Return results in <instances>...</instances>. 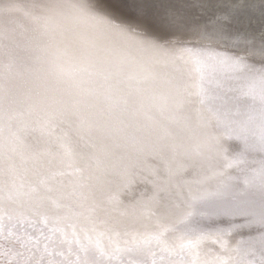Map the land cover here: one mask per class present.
<instances>
[{"label": "bare ground", "instance_id": "1", "mask_svg": "<svg viewBox=\"0 0 264 264\" xmlns=\"http://www.w3.org/2000/svg\"><path fill=\"white\" fill-rule=\"evenodd\" d=\"M35 1L0 0L2 177L21 172L13 119L74 153L89 206L66 194L72 220L134 253L151 238L193 264H264V159L247 150L264 139V0Z\"/></svg>", "mask_w": 264, "mask_h": 264}, {"label": "rangeland", "instance_id": "2", "mask_svg": "<svg viewBox=\"0 0 264 264\" xmlns=\"http://www.w3.org/2000/svg\"><path fill=\"white\" fill-rule=\"evenodd\" d=\"M32 1L33 3L36 2L35 0ZM7 122L9 123H7V126L5 127L6 132H4V134L6 133V137H9L14 145H18L16 149L10 150V154L14 157L18 155L20 156V153L22 152L21 154L24 156L21 157L20 160L19 168L21 169V172L14 174L13 178H10V180L2 177V172L0 171V264H193L192 262L189 263L187 257H184L181 254H176V252H174L175 256L171 252L167 255L166 252L154 244L155 239L151 238L145 239L138 244V251L137 253H134L132 252L134 250L133 246H130L124 240L115 243L113 241L114 239H111V236L105 229L102 230V232L100 231L97 233V230L92 229L94 225L86 226V224H80V222L72 220L67 212H59L61 205L67 201L64 196L71 193V191L74 195L73 201L75 203L89 206L87 197L88 185L85 181V175L82 172L80 164L74 157V153L66 155V158L58 159L57 152H52L53 149L49 148V146L46 143L44 144L43 141H39V144L38 140H33L31 142L32 139L27 136L23 127L13 119L12 121L8 120ZM40 146L41 151L39 150ZM30 158H32L33 161H31ZM39 158H42V160ZM32 163H35V165ZM21 166H23V168ZM30 168H32L33 173L41 175V177L37 178V185L32 190L25 186L26 175L27 172L30 171ZM38 193H43V195H37ZM25 195L28 196V198H23ZM24 199H29V201L34 200V206L24 204ZM42 208L46 211L51 210L56 212L58 220H52L47 213L42 211ZM2 211L4 215L1 214ZM47 219L49 221L48 224L45 222ZM11 220L16 224H10ZM94 221H96V219ZM17 222L19 223L17 224ZM51 223L54 225V228H49V224ZM95 224H97V222H95ZM5 226H8L9 229L8 227L5 228ZM39 226L42 227L38 228ZM53 229L55 233L54 236H52ZM52 238H55V240H52ZM100 242H104L107 247L102 249V244ZM46 245L50 247H47ZM59 247L60 249H58ZM139 253L140 255L145 256L144 261H141L140 263L135 261V257ZM97 255L99 256V259Z\"/></svg>", "mask_w": 264, "mask_h": 264}, {"label": "water", "instance_id": "3", "mask_svg": "<svg viewBox=\"0 0 264 264\" xmlns=\"http://www.w3.org/2000/svg\"><path fill=\"white\" fill-rule=\"evenodd\" d=\"M111 5H113L110 0H107ZM124 5H127L129 6L131 9H135L133 7V4L131 2V0H120ZM120 2V3H121ZM82 3V2H81ZM85 3H88L87 0H85ZM114 6V5H113ZM116 7V6H114ZM118 8V7H116ZM123 11V10H122ZM124 12V11H123ZM262 133V131H260ZM260 133V134H261ZM260 134H256L257 137H255L254 135L251 136V139H247V150L248 152L254 156V160H255V164H259L263 162L264 164V161L260 162V158L264 159V139H260L259 136ZM246 139V138H245ZM243 140V139H242ZM256 181L254 178L253 179H250L249 184L248 186L251 185L252 182ZM250 191V190H249ZM248 192V191H247Z\"/></svg>", "mask_w": 264, "mask_h": 264}]
</instances>
